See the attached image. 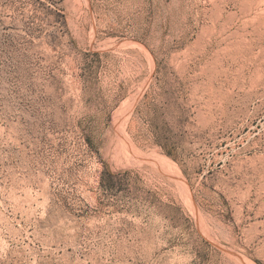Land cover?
Returning a JSON list of instances; mask_svg holds the SVG:
<instances>
[{"label": "rangeland", "instance_id": "374dc122", "mask_svg": "<svg viewBox=\"0 0 264 264\" xmlns=\"http://www.w3.org/2000/svg\"><path fill=\"white\" fill-rule=\"evenodd\" d=\"M0 264H264V0H0Z\"/></svg>", "mask_w": 264, "mask_h": 264}]
</instances>
